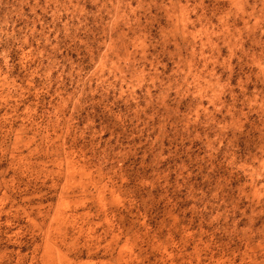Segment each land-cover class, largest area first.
I'll list each match as a JSON object with an SVG mask.
<instances>
[{
  "label": "rangeland",
  "instance_id": "1",
  "mask_svg": "<svg viewBox=\"0 0 264 264\" xmlns=\"http://www.w3.org/2000/svg\"><path fill=\"white\" fill-rule=\"evenodd\" d=\"M0 264H264V0H0Z\"/></svg>",
  "mask_w": 264,
  "mask_h": 264
}]
</instances>
